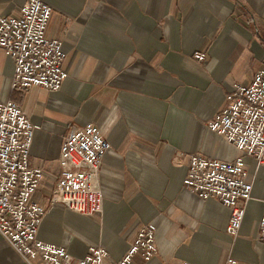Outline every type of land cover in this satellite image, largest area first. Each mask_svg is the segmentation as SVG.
Instances as JSON below:
<instances>
[{"label":"crops","instance_id":"1","mask_svg":"<svg viewBox=\"0 0 264 264\" xmlns=\"http://www.w3.org/2000/svg\"><path fill=\"white\" fill-rule=\"evenodd\" d=\"M47 34L62 40L61 89H12L14 65L0 48V100L22 105L36 125L30 162L50 175L34 199L48 211L38 237L76 258L91 245L122 259L143 225H156L157 254L132 264H264V166L246 157L252 196L237 236L231 212L184 187L191 153L233 160L237 148L208 121L235 83L264 71V0H46ZM26 0H0V16ZM207 53L204 62L193 54ZM89 122L111 148L101 165V212L78 214L53 199L64 136ZM0 264H29L0 233ZM33 264H44L41 259Z\"/></svg>","mask_w":264,"mask_h":264},{"label":"built area","instance_id":"2","mask_svg":"<svg viewBox=\"0 0 264 264\" xmlns=\"http://www.w3.org/2000/svg\"><path fill=\"white\" fill-rule=\"evenodd\" d=\"M51 14L52 7L46 0H26L18 14L0 16V48L13 61V90L44 87L58 91L67 78L62 40L47 34ZM193 57L202 63L207 53L198 51ZM208 127L233 144L239 155L221 160L191 153L183 184L200 198H214L228 207L231 216L227 232L237 236L253 190L245 158L264 166L263 70L256 72L250 83L232 86L225 95L224 107L208 121ZM35 130L21 104L0 100V233L29 264L36 259L44 264H105L109 252L102 244L91 245L84 257L76 258L65 247L38 237L47 209L34 194L50 173L42 166L31 165ZM110 148L94 122L67 133L53 199L78 214L101 212L104 196L99 172ZM258 240L264 241V216L259 220ZM157 252L156 225L148 223L140 228L122 259L112 264H132L136 255L149 261ZM227 264L239 262L229 257Z\"/></svg>","mask_w":264,"mask_h":264},{"label":"rangeland","instance_id":"3","mask_svg":"<svg viewBox=\"0 0 264 264\" xmlns=\"http://www.w3.org/2000/svg\"><path fill=\"white\" fill-rule=\"evenodd\" d=\"M42 183H43V182H42ZM42 183H41V184H42ZM54 185H55V182H54ZM47 211H48V210H47Z\"/></svg>","mask_w":264,"mask_h":264}]
</instances>
